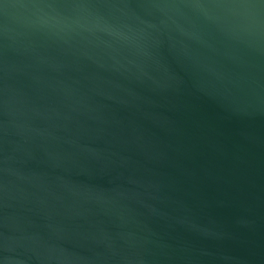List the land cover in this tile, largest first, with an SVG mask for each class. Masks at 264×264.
<instances>
[{"label":"water","instance_id":"water-1","mask_svg":"<svg viewBox=\"0 0 264 264\" xmlns=\"http://www.w3.org/2000/svg\"><path fill=\"white\" fill-rule=\"evenodd\" d=\"M0 264H264V0H0Z\"/></svg>","mask_w":264,"mask_h":264}]
</instances>
